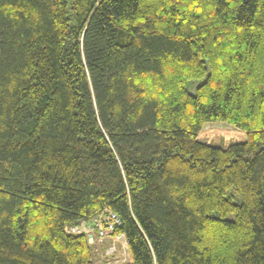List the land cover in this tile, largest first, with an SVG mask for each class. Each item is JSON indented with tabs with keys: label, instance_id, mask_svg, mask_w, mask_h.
I'll return each instance as SVG.
<instances>
[{
	"label": "trees",
	"instance_id": "16d2710c",
	"mask_svg": "<svg viewBox=\"0 0 264 264\" xmlns=\"http://www.w3.org/2000/svg\"><path fill=\"white\" fill-rule=\"evenodd\" d=\"M109 213L124 264H264V0H0V264Z\"/></svg>",
	"mask_w": 264,
	"mask_h": 264
},
{
	"label": "rangeland",
	"instance_id": "374dc122",
	"mask_svg": "<svg viewBox=\"0 0 264 264\" xmlns=\"http://www.w3.org/2000/svg\"><path fill=\"white\" fill-rule=\"evenodd\" d=\"M198 139L208 145H222L228 147L231 144L242 143L246 140V135L227 124L218 123L207 125L199 135ZM92 235L93 236L91 237L94 239V243L90 245L95 248L93 255L95 264H124L131 260L125 238L116 243L113 241H107L106 243L101 244L102 242L99 241L97 235ZM109 242H111L110 247L113 246V244H116V251L110 259L105 257V252L109 248Z\"/></svg>",
	"mask_w": 264,
	"mask_h": 264
},
{
	"label": "built area",
	"instance_id": "2783aa9c",
	"mask_svg": "<svg viewBox=\"0 0 264 264\" xmlns=\"http://www.w3.org/2000/svg\"><path fill=\"white\" fill-rule=\"evenodd\" d=\"M96 223H97L96 228H89L86 226H82L79 228H71L69 231L74 234H87V236L90 234L88 236L89 238L93 236L92 234H95L97 235L99 241L102 242L101 244H104L107 241H113L116 243V242H120L122 239L125 238L124 236L115 237L113 235L116 227L120 225V219L115 214L110 213L108 216L101 218ZM93 243H94V239H93ZM115 251H116V244H113V246L111 247L109 246V248L105 252V257L110 259Z\"/></svg>",
	"mask_w": 264,
	"mask_h": 264
},
{
	"label": "water",
	"instance_id": "95a60500",
	"mask_svg": "<svg viewBox=\"0 0 264 264\" xmlns=\"http://www.w3.org/2000/svg\"><path fill=\"white\" fill-rule=\"evenodd\" d=\"M89 243H90V244L93 243V239H92V237L89 238Z\"/></svg>",
	"mask_w": 264,
	"mask_h": 264
},
{
	"label": "bare ground",
	"instance_id": "6f19581e",
	"mask_svg": "<svg viewBox=\"0 0 264 264\" xmlns=\"http://www.w3.org/2000/svg\"><path fill=\"white\" fill-rule=\"evenodd\" d=\"M107 213H108V212H107ZM109 214H110V213H109ZM101 215H102V214H101ZM101 215H100V216H101ZM103 217H104V216H103ZM103 217H102V218H103Z\"/></svg>",
	"mask_w": 264,
	"mask_h": 264
}]
</instances>
